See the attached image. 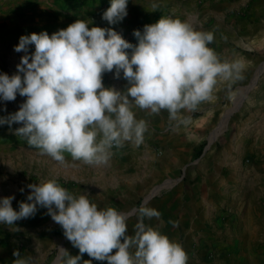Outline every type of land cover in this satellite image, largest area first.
I'll use <instances>...</instances> for the list:
<instances>
[{"label":"rangeland","instance_id":"obj_1","mask_svg":"<svg viewBox=\"0 0 264 264\" xmlns=\"http://www.w3.org/2000/svg\"><path fill=\"white\" fill-rule=\"evenodd\" d=\"M258 2L129 0L127 16L109 24L102 19V13L110 7L111 0H0V73L16 74V65L25 53L16 52L14 47L22 35L42 31L51 35L76 19L86 21L89 27L113 28L135 46L138 38L134 30L142 32L145 24L155 23L161 16L179 18L196 30L209 32L219 19H248L249 5L254 3L259 9L262 3ZM153 3L159 5L156 11L152 9ZM228 42L226 57L221 59L241 61L245 65L243 79L219 82L213 99L201 103L194 112L183 113L190 117L187 125L177 127L176 122L168 121L167 133L181 140L179 150L173 152L179 155L177 160L168 159L159 165L166 150L160 141L144 138L139 146L125 142L123 147L112 149L107 165L89 166L73 160L67 152L65 160L60 162L41 154L27 144L25 137L15 134L22 123H12L11 127L3 124L0 125V198L14 197L12 207L19 211L20 202H27L31 192L29 184L40 183L53 175L57 166L67 165L74 172L72 177L60 171L58 178L49 180H55L76 196L87 194L100 208L111 206L127 214L128 235H134L138 209L146 204L161 213L159 219L145 218L146 226L159 228L178 242L188 255L187 264L246 261L253 264L256 256L260 260L264 256V131L259 119L264 116V69L251 88L247 92L245 89L264 68V25L253 35L236 32ZM34 51L35 46L29 45L28 54ZM125 51L131 54L132 49ZM120 76L123 78L122 71ZM115 77V69L104 73V86L112 87ZM127 83L125 79L121 81L122 91ZM25 99L17 94L15 101L0 100V117L16 112ZM133 109L140 115L136 117L138 120L148 116L147 111L135 106ZM257 131L261 134L255 144ZM212 157L230 161L219 172L210 173ZM197 188H200L198 193L206 194L205 204L200 208L194 194ZM32 217L10 226L0 224L3 254L0 264H15L19 258L26 259L28 264H64L67 257L61 247L70 255L79 254L60 225L33 223ZM169 221L177 222L178 226L173 227ZM17 250L19 258L13 255ZM85 260L107 264L86 253L80 264H85Z\"/></svg>","mask_w":264,"mask_h":264},{"label":"clouds","instance_id":"obj_2","mask_svg":"<svg viewBox=\"0 0 264 264\" xmlns=\"http://www.w3.org/2000/svg\"><path fill=\"white\" fill-rule=\"evenodd\" d=\"M128 2L111 0L102 19L109 24L122 21ZM158 7L152 4L153 11ZM133 34L138 38L135 46L113 28L89 27L76 19L51 35H22L14 50L25 55L16 74L0 73V100L15 101L17 94L26 99L16 112L0 117V125L22 123L15 134L57 161L63 162L67 152L73 160L100 167L108 164L113 148L143 143L148 124L136 118L133 106L150 115L166 110L170 122L187 125L190 117L183 113L213 99L219 82L243 79L245 65L222 60L209 47L213 33L196 30L187 21L161 16ZM29 45L35 46L30 55ZM130 48L131 54L125 51ZM114 69L117 78L122 71L128 82L123 91L104 86V73ZM28 187L31 192L19 211L12 207L14 197L0 198V224L10 226L33 216L37 205L47 208L79 249L73 256L61 247L64 264H80L85 253L107 264H187L188 255L178 242L144 223L145 218H160L155 208L142 204L134 235H128V215L111 206L98 207L87 194L76 196L55 180ZM13 255L19 258L20 252ZM15 264L28 261L19 258Z\"/></svg>","mask_w":264,"mask_h":264},{"label":"crops","instance_id":"obj_3","mask_svg":"<svg viewBox=\"0 0 264 264\" xmlns=\"http://www.w3.org/2000/svg\"><path fill=\"white\" fill-rule=\"evenodd\" d=\"M258 3H262L259 9L255 8L254 3L249 5V12L251 13V16H249L248 19L244 18L243 20H239L241 18H236L233 17H225L224 19H219L215 21L214 25L210 28L209 32H212L214 35V40L212 44V48L215 50V52L219 55V57H226V50L229 47V37L232 35H236V32L239 33H246L253 35L258 28L261 27V25H264V0H259ZM259 21V22H256ZM121 81H124V78L119 76V78L115 77L111 83L112 87L122 91L121 89ZM135 113V116L138 117L136 109H132ZM147 117L144 118L148 124V131L144 134V138L146 141L150 142H155V141H160L162 144L164 150H166V154L161 158L160 164L159 165H164V163L168 159H174L177 160L179 158V155H175L173 152L175 150H179L181 146V140H178L176 137H174V134L171 135V133H167L166 130H168V112L166 110H162L159 114L155 115H150L147 113ZM138 119V118H137ZM259 123H261V127L264 131V116L259 119ZM183 134L186 135L185 130H183ZM264 133V132H263ZM261 134L260 131H257V134H255V140L253 143L257 144L258 142V137ZM187 138L184 137L183 140H186ZM193 141V140H192ZM186 143V142H185ZM193 143V142H191ZM117 150V149H113ZM213 163H211V167H213L212 171H209L210 173H217L219 172L220 168L225 165L226 163H229L230 159H223V160H216L215 157H212ZM208 165V166H210ZM60 171L62 173H65L66 175L73 176L72 170L70 168H67V165L65 167H56L55 173L53 175H50L49 177H45L46 180H49L51 178H58ZM208 172V170H205ZM204 184V183H203ZM200 188H197L195 191V195H197L198 198V207L200 208L202 204H205V196L206 194L204 191H201V193H198ZM203 189L205 190V185L203 186ZM204 194V195H203ZM37 210L36 213L33 215V223H42L47 226L55 224V222L52 220L51 216L48 214V210L45 207H41L40 205H37ZM2 252H0V261H1V256ZM259 257V256H258ZM262 257V256H261ZM4 258V257H3ZM253 264H264V256L260 259L257 260V256L253 260ZM243 264H250V261H246Z\"/></svg>","mask_w":264,"mask_h":264},{"label":"water","instance_id":"obj_4","mask_svg":"<svg viewBox=\"0 0 264 264\" xmlns=\"http://www.w3.org/2000/svg\"><path fill=\"white\" fill-rule=\"evenodd\" d=\"M264 68H262L261 70H259V72L254 76V78L252 79L250 85L245 89V92L248 91V89L251 88V86L255 83L256 79H257V76L261 73V71H263Z\"/></svg>","mask_w":264,"mask_h":264},{"label":"built area","instance_id":"obj_5","mask_svg":"<svg viewBox=\"0 0 264 264\" xmlns=\"http://www.w3.org/2000/svg\"><path fill=\"white\" fill-rule=\"evenodd\" d=\"M113 149H116V148H113Z\"/></svg>","mask_w":264,"mask_h":264}]
</instances>
